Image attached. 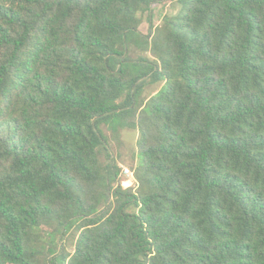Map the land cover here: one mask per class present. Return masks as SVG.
<instances>
[{
    "label": "trees",
    "instance_id": "16d2710c",
    "mask_svg": "<svg viewBox=\"0 0 264 264\" xmlns=\"http://www.w3.org/2000/svg\"><path fill=\"white\" fill-rule=\"evenodd\" d=\"M0 264H264V0H0Z\"/></svg>",
    "mask_w": 264,
    "mask_h": 264
},
{
    "label": "rangeland",
    "instance_id": "374dc122",
    "mask_svg": "<svg viewBox=\"0 0 264 264\" xmlns=\"http://www.w3.org/2000/svg\"><path fill=\"white\" fill-rule=\"evenodd\" d=\"M179 10L176 2H171L166 6H153L151 11V26L155 28L160 25L164 16L175 15ZM150 29V23L147 16H144L139 30L143 34H147ZM145 57H152L150 54H141ZM163 85V81L158 83L146 82L142 98L146 99L154 95ZM138 140V132L130 129H123L119 132L118 138L109 136L108 143L113 159L117 165L124 169H128L132 173V169L136 166V142ZM120 180L122 184H132L133 177H127L121 174ZM72 241L66 242L68 249L72 248Z\"/></svg>",
    "mask_w": 264,
    "mask_h": 264
},
{
    "label": "built area",
    "instance_id": "2783aa9c",
    "mask_svg": "<svg viewBox=\"0 0 264 264\" xmlns=\"http://www.w3.org/2000/svg\"><path fill=\"white\" fill-rule=\"evenodd\" d=\"M123 175L127 176V177H132V173L128 169L123 170ZM123 185H124V187H129V185H131V184L124 183Z\"/></svg>",
    "mask_w": 264,
    "mask_h": 264
}]
</instances>
